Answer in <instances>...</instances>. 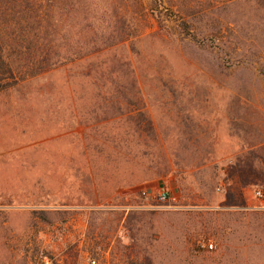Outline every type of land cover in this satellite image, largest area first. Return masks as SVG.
<instances>
[{
  "label": "rangeland",
  "instance_id": "1",
  "mask_svg": "<svg viewBox=\"0 0 264 264\" xmlns=\"http://www.w3.org/2000/svg\"><path fill=\"white\" fill-rule=\"evenodd\" d=\"M65 1L72 44H115L0 93V264H264V0H193L191 34Z\"/></svg>",
  "mask_w": 264,
  "mask_h": 264
},
{
  "label": "trees",
  "instance_id": "2",
  "mask_svg": "<svg viewBox=\"0 0 264 264\" xmlns=\"http://www.w3.org/2000/svg\"><path fill=\"white\" fill-rule=\"evenodd\" d=\"M163 1L158 0L159 4ZM43 2L50 9L45 10ZM50 3V0H0V93L62 65L93 60L115 44V39H103L93 28L88 38L72 44L70 33L62 29L69 21L65 12L71 5L65 0ZM153 3L156 4L154 0ZM163 9L169 19L178 21L191 34L190 19L199 12L193 0H167ZM147 126L151 128L148 120ZM136 128L140 130L139 123Z\"/></svg>",
  "mask_w": 264,
  "mask_h": 264
},
{
  "label": "built area",
  "instance_id": "3",
  "mask_svg": "<svg viewBox=\"0 0 264 264\" xmlns=\"http://www.w3.org/2000/svg\"><path fill=\"white\" fill-rule=\"evenodd\" d=\"M254 196L258 199L262 198L263 195L261 193L260 190H255L254 191ZM155 201L156 203H158L159 205H168V201H169V197H168V193L167 191H164V190H158L156 192V195H155ZM205 247L208 249V250H213L214 249V245L211 243V242H208L205 244ZM91 264H96V262L94 260L91 261Z\"/></svg>",
  "mask_w": 264,
  "mask_h": 264
},
{
  "label": "crops",
  "instance_id": "4",
  "mask_svg": "<svg viewBox=\"0 0 264 264\" xmlns=\"http://www.w3.org/2000/svg\"><path fill=\"white\" fill-rule=\"evenodd\" d=\"M72 245H75L77 248H79L78 252L81 254H85L87 250L85 248H82L83 245L86 244L85 238L83 237V234L81 233L78 235L76 239H73V241H70ZM100 256L106 261L105 264L108 263V259L111 257L110 249L108 248L106 251H101Z\"/></svg>",
  "mask_w": 264,
  "mask_h": 264
}]
</instances>
